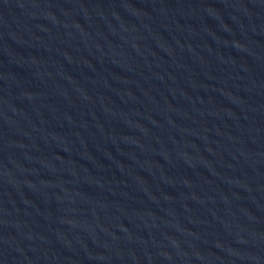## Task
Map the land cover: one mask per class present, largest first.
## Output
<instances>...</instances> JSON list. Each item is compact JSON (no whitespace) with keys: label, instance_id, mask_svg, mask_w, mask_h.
<instances>
[{"label":"water","instance_id":"1","mask_svg":"<svg viewBox=\"0 0 264 264\" xmlns=\"http://www.w3.org/2000/svg\"><path fill=\"white\" fill-rule=\"evenodd\" d=\"M0 264H264V14L0 0Z\"/></svg>","mask_w":264,"mask_h":264}]
</instances>
